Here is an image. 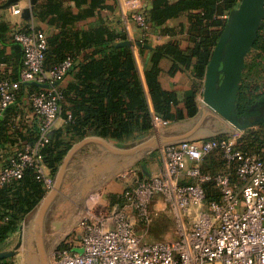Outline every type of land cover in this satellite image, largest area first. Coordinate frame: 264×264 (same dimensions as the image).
Returning <instances> with one entry per match:
<instances>
[{
	"label": "built area",
	"instance_id": "built-area-1",
	"mask_svg": "<svg viewBox=\"0 0 264 264\" xmlns=\"http://www.w3.org/2000/svg\"><path fill=\"white\" fill-rule=\"evenodd\" d=\"M141 2L127 1L129 14L125 16L126 22L141 31L140 43L151 31L147 8ZM235 2L239 6L242 0ZM11 11L22 14L18 5ZM228 18L229 14L223 17ZM11 36L22 48L23 61L16 79L0 71V118L16 103L23 84L37 81L49 87L28 97L39 121L38 139L33 146L17 149L0 167V190L32 169L35 179L50 192L56 177L44 162L42 149L51 142L61 115L64 94L60 84L75 58L69 56L47 69L45 32L17 29ZM152 123L156 133L171 125L154 113ZM215 153L221 156L225 170L205 173L203 163ZM160 157L161 168L149 177L130 171L132 182L118 205L89 209L64 245L52 251L51 264H264V159L245 151L237 135L168 144L160 149ZM232 169L236 179L229 173ZM207 184L215 187L219 200L208 202ZM157 199L176 218L173 241L146 242L138 232L140 226L150 227Z\"/></svg>",
	"mask_w": 264,
	"mask_h": 264
},
{
	"label": "trees",
	"instance_id": "trees-1",
	"mask_svg": "<svg viewBox=\"0 0 264 264\" xmlns=\"http://www.w3.org/2000/svg\"><path fill=\"white\" fill-rule=\"evenodd\" d=\"M72 2L75 8L70 6ZM106 2L107 0H38L33 8V18L48 22L61 31L48 38L46 63L50 67L46 66L47 69H52L69 56L75 58L70 71L74 81L63 90L64 100L61 103L60 116L66 120L65 130L55 134L53 131L51 142L42 149L44 162L53 175L58 172L74 142L89 135L125 142L153 132V113L171 124L194 119L200 112L197 96L204 89L208 66L227 25L228 20L223 17L238 7L235 0L152 1V6L146 13L150 33L153 30L159 31L162 36L169 35L170 39L150 43L147 38L137 44L141 53L150 52V66L145 71V83L153 106L151 108L134 49L131 46H121L128 41L124 31H117L102 23L88 32L74 33L72 36L67 33L68 26L94 16L96 11L107 7ZM184 17H187L188 25L180 32L183 38L179 40L176 31L165 26L171 20ZM22 30L31 31L27 28ZM183 43L187 44L185 49L182 47ZM78 56H82L79 61ZM164 59L172 62L169 72L171 76L184 71L192 73L194 83L191 90L181 95L163 88L160 83V66ZM32 91L40 90L32 88ZM263 100L264 24L258 31L257 40L246 62L239 93V111L244 113ZM0 122V147L9 143L15 145L17 141L10 137L8 120ZM228 137L229 135H225L211 139ZM263 137L264 129L249 132V135H244L242 148L264 159V154L251 151V143H256L259 147L264 145V140L257 141ZM221 169L225 170L223 160ZM229 173L234 179L237 178L234 169ZM205 190L208 202L220 199L212 184L205 185ZM47 194L48 191L35 179L32 169H27L21 180L0 190V245L19 230L25 218L35 211ZM0 264L10 263L0 261Z\"/></svg>",
	"mask_w": 264,
	"mask_h": 264
},
{
	"label": "crops",
	"instance_id": "crops-1",
	"mask_svg": "<svg viewBox=\"0 0 264 264\" xmlns=\"http://www.w3.org/2000/svg\"><path fill=\"white\" fill-rule=\"evenodd\" d=\"M127 1L129 0H107L106 8L96 11L94 16L80 20L75 24L68 26L67 33L72 36L74 33L88 32L97 28L102 23L109 25L117 31H124L128 36V40L133 43L132 47L135 52L139 74L145 84L149 104L151 108H153L145 83V71L150 66V52H140L137 44L142 38L141 31L136 24L125 21V16L129 14L126 4ZM152 1L153 0H142L141 5L148 10L152 6ZM175 1L177 0H172V2ZM14 5L21 7L22 14L20 16L12 14L11 8ZM70 6L75 8L73 2L70 3ZM30 8L31 0H0V71L11 79H16L18 77L19 71L22 67V48L12 40L11 36L15 30L24 28L40 30L45 32L48 38H52L61 33L58 28L51 26L48 22L41 21L38 18L32 17L28 20L25 11ZM74 11L77 13L76 9H74ZM187 25L188 19L187 17H184L169 21L165 27L176 31V37L181 40L183 37L180 32L183 28H186ZM160 37L162 38L160 39ZM148 39L150 43H161L164 40H169L170 36H162L159 31L153 30ZM182 47L185 49L187 44L183 43ZM81 58L82 56H78L77 61ZM46 66L48 68L50 67L47 63ZM160 67L162 70L160 83L165 90L176 91L181 95L186 91L191 90L194 78L190 71L179 72L178 74L171 76L169 72L172 68V62L168 59L162 60ZM73 81V75L69 73L66 79L60 84V87L64 90ZM48 87V84L39 83L37 81L23 84L16 103L0 118V121L8 120L10 137L17 141L15 145L9 143L4 147H0V167L7 163L17 149L23 148L27 145L33 146L35 144L36 141L33 142L32 139H38L39 121L32 112L28 97L30 93L35 92L32 91V88H38L41 91ZM197 101L199 104L203 101V90L198 94ZM258 125L264 127V122L262 124H256L249 129L257 128L256 126ZM65 127L66 120L60 116L56 123L54 134L62 130L64 131ZM245 131H235L236 134H234L239 137L241 146H243L242 140ZM201 135L196 137H201ZM142 136H145L144 139H140ZM22 138H26V140H23ZM149 138L148 135H141L130 141L118 142L113 139L89 135L74 142L69 152L72 151L73 148H75V151L67 161L66 158L68 154L66 155L55 177L57 178L60 169L65 165V175L70 172V174L74 176L73 178L79 181L77 190L82 192L83 197L89 199L90 196L95 195V192H97L95 190H99L103 186L102 191H104V195L107 197L106 204L118 205L121 202V196L124 189L132 182L130 171L136 170L135 172H137L140 177H149L156 173L162 166L160 149L157 156H149L152 154L151 152L140 155L132 152L137 146H140V144H146L149 141ZM258 140L264 139L260 138L257 139V141ZM251 144L253 145L251 147L252 152L264 154V145L259 147L256 143ZM221 166L222 158L219 154L215 153L203 163L202 168L205 173H219L223 170L221 169ZM120 174H122V176L118 179L117 177ZM64 179H67L66 176H64ZM103 181H106V183L103 184ZM218 196L220 197L219 193ZM87 200L82 205V208L84 207L83 210L85 211L83 214L91 208L90 200ZM39 208L36 210L30 224H27V219L34 211L25 218L23 224L20 226V228L24 226L23 248L15 257L1 261H8L10 264H44V262L51 264L52 251H50L49 246L47 248V245L43 243V249L40 250L34 236V223ZM20 228L5 243H3L6 245V250L9 251L14 249L19 243L21 235ZM44 233L43 230V236Z\"/></svg>",
	"mask_w": 264,
	"mask_h": 264
},
{
	"label": "water",
	"instance_id": "water-1",
	"mask_svg": "<svg viewBox=\"0 0 264 264\" xmlns=\"http://www.w3.org/2000/svg\"><path fill=\"white\" fill-rule=\"evenodd\" d=\"M12 2V1H11ZM38 0H31V8L25 11L28 20L32 18V10ZM264 24V0H242L241 4L231 11L225 30L217 43L213 57L208 66L203 89L204 111L189 121L177 123L161 134L186 130L181 136L150 139L146 144L137 146L132 152L140 155L160 149L163 144H178L185 141L204 140L209 136L201 130L207 117L217 119L231 125L237 132H243L257 123L241 124L238 119L239 93L246 69L247 58L258 37V31ZM121 46H133L126 41ZM203 136H202V135ZM201 135V137H196ZM142 136L140 139H144ZM75 148L68 153L66 161L71 157ZM65 165L60 169L54 188L41 202L34 223V236L37 246L43 249V223L45 213L54 198L60 192L65 176ZM20 240L12 250H6V245H0V261L15 257L24 246V226L20 228ZM44 264H47L44 262Z\"/></svg>",
	"mask_w": 264,
	"mask_h": 264
},
{
	"label": "rangeland",
	"instance_id": "rangeland-1",
	"mask_svg": "<svg viewBox=\"0 0 264 264\" xmlns=\"http://www.w3.org/2000/svg\"><path fill=\"white\" fill-rule=\"evenodd\" d=\"M249 58V56H248ZM247 58V61H248ZM200 111H204V106L202 102L199 104ZM175 124H171L168 128L161 130L160 132H151L148 134L149 140L155 136L160 138H170L181 136L186 130L178 129L170 133L161 134L169 128L173 127ZM257 128L248 129L243 135H249L252 131L260 132L263 131L264 127L260 125ZM236 129L231 125L222 123L217 119H212L207 117L201 126V130L205 135L209 137L207 139L221 137L225 135L232 136L236 134ZM264 138V137H263ZM142 145V144H140ZM167 144L161 145L160 149ZM152 154L149 156H157L159 154V149L153 150ZM136 171V170H135ZM66 180H63L62 187L58 195L54 198L51 205L48 207L45 218H44V243L49 246L50 251L53 249L64 245L63 241L71 235L79 221V219L84 215L85 212L82 205L88 198L83 197L82 192L77 190L78 182L75 180L72 174L66 173ZM122 176L120 174L117 178ZM116 179V178H115ZM116 179V180H118ZM100 182V181H95ZM108 182V181H107ZM106 181H103L105 184ZM103 186L99 190H95V195L90 196L91 208L97 209L101 205L106 204V195H104ZM103 192V193H102ZM49 193V192H48ZM47 196V195H46ZM87 200V201H88ZM160 199H157L152 207V223L149 228L139 227V234L142 236L143 240L146 242H158V241H173L177 238L176 234V218L173 213L164 205L159 203ZM41 204V203H40ZM39 204V206H40ZM111 205V204H110ZM28 217L27 224H30L36 213V210Z\"/></svg>",
	"mask_w": 264,
	"mask_h": 264
},
{
	"label": "flooded vegetation",
	"instance_id": "flooded-vegetation-1",
	"mask_svg": "<svg viewBox=\"0 0 264 264\" xmlns=\"http://www.w3.org/2000/svg\"><path fill=\"white\" fill-rule=\"evenodd\" d=\"M238 119L241 124H262L264 122V100L258 102L257 104H254L251 108H248L244 113H241L239 111Z\"/></svg>",
	"mask_w": 264,
	"mask_h": 264
}]
</instances>
